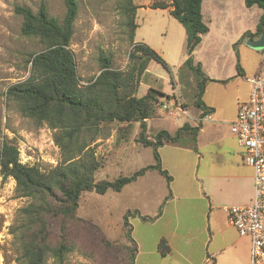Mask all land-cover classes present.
<instances>
[{
    "label": "rangeland",
    "instance_id": "374dc122",
    "mask_svg": "<svg viewBox=\"0 0 264 264\" xmlns=\"http://www.w3.org/2000/svg\"><path fill=\"white\" fill-rule=\"evenodd\" d=\"M154 1L132 0L137 7L131 37L129 15L120 8L118 0H77L69 49L78 82L82 88L98 75L100 54L111 58L112 68L125 70L133 41L148 45L160 55L167 69L150 61L147 73L141 76L133 93L140 97L150 86L163 92L158 96L153 116L148 118L151 121L148 130L146 124L145 136L152 139L160 129L174 133L185 123L199 125L196 150L192 149L191 135L176 143H166L161 149L162 168L172 176L169 185L158 172L147 170L119 191H82L73 219L59 215L45 217L50 223L47 235L50 246L60 243L61 228L66 226L65 243L69 250L61 259L47 253L44 264H129L132 239L142 253L148 252L160 233L171 231L174 216L178 217L179 230L204 225L207 201L200 186L215 182V177L222 179L232 168L231 154L240 153L227 122L237 96L245 87L230 77L237 73V63L248 71L257 68V72L264 73V49L252 48L246 44L247 37H242L243 32L255 30L261 9L256 5L247 7L244 0L203 2L202 15L209 30L192 53L193 63H199L207 77L226 78L213 87L208 81L204 86L202 101L215 109L213 117L206 120L208 112L202 116L195 105L200 76L184 65L187 58L184 28L170 15L171 7L150 8ZM41 2L49 16L62 20L63 0H0V151L6 142L16 147L20 163L49 171L61 160L54 130L45 122L37 123L22 115L17 101L6 94L10 85L31 75V55L45 49L38 37L22 34V16L15 13L14 6H25L35 12ZM100 126L96 140L90 145L99 164L94 181L127 176L154 163L152 148L138 140L139 122ZM218 187L221 204L229 203L231 195L226 184L221 182ZM168 192L171 201L165 205L162 219L152 220L153 223L140 219L139 215L154 217ZM37 200L20 195L14 179L0 175V264H26L23 243L35 226L29 227L25 210ZM127 210L139 212L129 218L131 240L122 225Z\"/></svg>",
    "mask_w": 264,
    "mask_h": 264
},
{
    "label": "trees",
    "instance_id": "16d2710c",
    "mask_svg": "<svg viewBox=\"0 0 264 264\" xmlns=\"http://www.w3.org/2000/svg\"><path fill=\"white\" fill-rule=\"evenodd\" d=\"M120 8L129 15L128 25L133 29L136 5L132 0H118ZM65 13L61 21L48 15L46 6L40 3L33 12L30 8L16 5L15 13L22 16L21 32L24 35L38 37L45 49L32 54L31 75L24 81L10 85L6 91L8 97L17 101L22 115L33 118L37 123L45 122L54 130V142L61 152L60 163L49 171H42L37 166H28L18 160L15 146L6 142L0 151V175L11 176L16 184V191L22 196L38 199L25 211L29 218V227L34 230L27 234L23 243L22 255L26 264H44L47 253L61 259L69 250L65 243L66 226L61 228V241L52 247L47 241L50 223L48 215H59L73 219L82 191L93 190L105 193L107 190L119 191L126 184L135 181L147 170H155L162 175L167 184L172 180L168 171L162 168L159 147L165 143H176L191 135L192 149L195 151V140L200 128L187 123L178 127L174 133L165 129L158 130L152 139L145 136V120L152 117L158 96L163 92L148 87L146 93L136 97L133 93L139 85L141 76L147 73L150 61L167 65L148 45L141 42L132 43L128 54V65L125 70L111 67L109 56L99 55L100 72L88 84L81 88L76 73L73 53L69 49V41L73 33V24L78 11L77 0H63ZM202 0H155L150 8H170V15L184 28L185 49L187 58L184 65L200 76L197 83L195 105L204 116L212 111L202 101L204 86L213 79L203 74L199 63H193L192 53L199 45L201 36L209 30L203 21L201 12ZM247 7L256 5L261 14L255 30L245 31L242 37L257 38L264 33V0H244ZM237 74L241 67L237 63ZM111 122H139L141 130L138 137L144 146L152 148L154 163L141 167L127 176H119L113 180L94 181L93 174L99 164L90 146L97 138L102 124ZM169 192L161 202L154 217L139 215L138 210H127L123 215V227L131 240L129 218L139 215L143 221H152L161 215L163 205L169 198ZM52 202L54 204H52ZM32 229V228H31ZM130 249L129 264H134L137 243ZM157 251L161 255L170 252L166 238L157 242Z\"/></svg>",
    "mask_w": 264,
    "mask_h": 264
},
{
    "label": "crops",
    "instance_id": "0c3cea01",
    "mask_svg": "<svg viewBox=\"0 0 264 264\" xmlns=\"http://www.w3.org/2000/svg\"><path fill=\"white\" fill-rule=\"evenodd\" d=\"M203 2L204 0H202L201 3V12L203 9ZM260 14L261 12L258 13V18ZM203 35L201 36V41ZM257 71V68L248 71L241 65V73L239 75L237 73L233 74L230 77L236 79L244 85L245 88L236 98L234 112L227 122L229 123V128L230 124L235 120L238 103L246 100L249 96L250 84L246 78ZM208 77L213 79L207 82V84L212 85V87L226 80L225 77H220L219 75H208ZM205 105L212 108V111L206 116V120H208L213 117L215 109L211 105ZM200 111L202 112L201 109ZM148 121L149 119L145 121L147 130L151 120ZM165 145L166 143L158 149L161 159V149ZM237 146L240 148V153L236 151L231 154V162L229 163L232 168L223 174V178L215 177L213 178L215 182L200 186L201 194L207 201L205 224L197 227L185 226L183 227L184 230H179L178 217L174 216L171 218V223L173 224L171 231H168L166 234L160 233L155 239V245L152 246V249L142 253L141 247L137 244L138 250L134 258V264H252L249 237L240 236L238 234L236 229L230 224L227 212L224 209L225 206L249 204L253 197V170L252 167L243 160V149L238 143ZM221 182L226 184L231 195V199L227 204H221V200L218 198V186ZM170 201L171 197L165 201L161 215L153 221L156 222L163 218L165 205ZM153 221L150 222L153 223ZM161 237L166 238L169 245L170 252L167 255H161L157 251V242Z\"/></svg>",
    "mask_w": 264,
    "mask_h": 264
},
{
    "label": "built area",
    "instance_id": "2783aa9c",
    "mask_svg": "<svg viewBox=\"0 0 264 264\" xmlns=\"http://www.w3.org/2000/svg\"><path fill=\"white\" fill-rule=\"evenodd\" d=\"M249 96L238 103L230 131L243 149V160L253 170L249 204L225 206L228 220L240 236L250 239L252 264H264V73L248 76Z\"/></svg>",
    "mask_w": 264,
    "mask_h": 264
},
{
    "label": "water",
    "instance_id": "95a60500",
    "mask_svg": "<svg viewBox=\"0 0 264 264\" xmlns=\"http://www.w3.org/2000/svg\"><path fill=\"white\" fill-rule=\"evenodd\" d=\"M246 44L254 49H264V33H262L258 38H247Z\"/></svg>",
    "mask_w": 264,
    "mask_h": 264
}]
</instances>
